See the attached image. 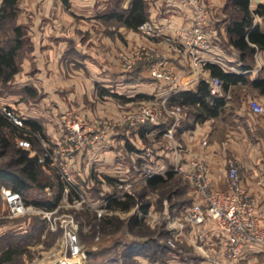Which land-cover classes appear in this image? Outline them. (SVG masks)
I'll list each match as a JSON object with an SVG mask.
<instances>
[{
  "label": "crops",
  "instance_id": "crops-1",
  "mask_svg": "<svg viewBox=\"0 0 264 264\" xmlns=\"http://www.w3.org/2000/svg\"><path fill=\"white\" fill-rule=\"evenodd\" d=\"M143 2L145 20L152 22L160 35L171 34L178 38L180 28L191 22L192 13L182 0ZM203 2L209 11L207 31L213 44L202 52L203 57L207 62L218 59L224 70L241 74L244 79L229 83L226 88L222 83L215 95L224 100L217 115L197 122L192 128H177L178 122L174 129L179 137L175 141L181 145L183 157L197 152L205 159L215 188H225L227 162L234 158L239 165L241 183L256 199L258 223L264 228V113H255L248 105L251 98L264 102V93L251 83L257 76H264V49L257 48L252 59L249 56L241 59L238 49L229 43L226 31L231 19L240 15L236 7L231 0ZM259 3L264 4V0H249L250 10ZM131 4L132 0H18L14 22L22 26V56L19 58L18 52L16 61L19 69L8 83L13 80L28 93L24 100H28L30 106L19 110H25L26 116L37 119L48 139L62 137L61 123L66 116L79 118L92 126L99 119L116 116L124 104L132 105L141 100L135 97L137 93H147L154 96L153 99L158 97L161 100L177 88H194L201 78L211 77L203 66L193 68L187 54L184 59L176 58L172 51L175 46L165 40L163 43L168 47V54H162V60L173 69L178 86L151 76L143 62L129 70L121 65L119 51L144 43V36L139 32L140 24L132 27L112 16L113 12L128 10ZM229 9L235 12L229 14ZM257 16L264 14H253V24L259 23L264 30V24L258 21ZM160 42L158 38L148 39L151 47L158 50ZM111 92L116 95H111ZM13 97L3 100L12 105L18 100ZM183 114L180 120L185 118L186 114ZM150 132L161 135L157 129ZM114 135L110 131L103 140L86 150L88 158L96 161L94 168L103 170L104 176L113 175ZM134 135L141 139L138 132ZM167 145H159L156 150L157 157L152 160L156 169L170 165L166 163L170 160ZM125 149L127 151L128 148L125 146ZM206 231L204 244L196 245L200 254L196 261L190 263L264 262V250L255 243L245 244L239 257L226 259L222 253L224 236L210 220L206 223ZM187 238L196 244L194 229L189 230L188 227ZM181 264H186L185 260Z\"/></svg>",
  "mask_w": 264,
  "mask_h": 264
},
{
  "label": "rangeland",
  "instance_id": "rangeland-1",
  "mask_svg": "<svg viewBox=\"0 0 264 264\" xmlns=\"http://www.w3.org/2000/svg\"><path fill=\"white\" fill-rule=\"evenodd\" d=\"M229 14H233L235 10H228ZM258 17V16H257ZM259 22L264 24V16H260ZM142 35V32L139 30ZM154 36L142 35L144 43L136 47L122 50L129 57L134 56L132 53L137 48H141L145 53V58L137 60L131 67L124 65L118 52V57L125 68H133L136 64L143 62L144 66L149 65L164 57L162 54H168V47L163 41H166V34H159L156 28ZM13 35L12 20L7 19L0 26V38L5 39ZM168 35V34H167ZM156 36V37H155ZM159 39L160 49L151 47L148 43L151 39ZM163 43V44H162ZM152 48L154 49L152 51ZM21 49V48H20ZM173 53L180 54L184 59L185 52L181 46H177ZM19 58L22 56V50L19 51ZM159 53V54H158ZM161 53V54H160ZM179 58V57H177ZM153 60V61H152ZM167 84H170L164 79H160ZM145 81V79H144ZM11 82V81H10ZM178 86V85H176ZM177 88V87H176ZM180 89V88H178ZM16 96L18 100L12 105H8L3 98ZM29 95L23 91L21 85L12 82L0 81V108L4 111V107L9 106L11 114L15 116H26L25 110L20 111V107L30 106L28 100H24ZM154 97V96H152ZM158 99L149 98L141 99L134 102L132 105L124 104L120 107L116 116L107 118L111 122V126L107 135L111 131L116 137L113 141V158L111 159V172H113V181L108 182L104 178V171H99L94 167L96 161L89 159L86 155V150L83 153L77 154L74 161L70 164L71 181L77 188V197L69 199L67 189H64L58 198L57 204L53 209L47 210L40 206L31 203H26L25 200L31 199H55L58 194V179L67 180L61 177L60 167L56 163L45 164V167L40 163V177L43 182L49 185L39 188L32 186L24 194V202L27 211L23 214H11L7 211L4 198L0 193V250L6 246L7 234L9 232L22 233L25 228L32 225L31 232L26 235L19 243L21 247H25V251L18 257V262L14 264H181L184 260L186 264L196 261L200 251L195 244L187 238L188 226L183 222L182 215L186 206L189 195L190 184H185L184 178L178 173H174L173 177L165 184L160 185L156 189L147 187L146 181L140 178L143 175V170L139 165V154L135 150L125 149V141L129 140L130 144L140 150L149 147L152 150L153 157L148 161L152 163L157 157L156 150L159 145L167 144L173 140H177L178 132L173 131V138L169 139L163 133L157 136L155 132H148L145 138H137L134 133L137 128L128 124L121 123L120 118L124 112L136 108L141 102H153ZM20 101V102H19ZM22 101V103H21ZM120 104V103H119ZM167 107H170L167 102ZM23 109V108H22ZM185 109L180 108V114H186ZM24 113V114H22ZM183 114V115H184ZM28 117V116H26ZM75 118V117H72ZM32 134L31 145L29 152H33L39 156H44V146L56 148V141L59 139H48L47 135ZM20 136H13V141L16 145ZM126 151V152H125ZM137 153V155H136ZM10 152L0 157V161L9 159ZM53 157H56L59 162L60 156L57 149L54 151ZM170 161V160H169ZM166 160L167 164H170ZM64 162V160H63ZM153 164V163H152ZM97 172L100 175H97ZM118 179L124 182L136 180L132 184L135 199L137 202L147 199L149 207L144 218V225H135L130 221V214L134 212L133 207L127 212L115 211L121 221L103 224L101 218L97 216V212L102 214L108 212L103 210V206L108 198L120 190L118 187ZM67 182V181H66ZM2 185L0 184V188ZM185 186V187H184ZM144 190V194L142 192ZM108 196V197H109ZM75 227L77 241L79 244V252L71 254L67 247L65 230L69 227ZM27 230V229H26ZM21 235V234H20ZM19 236V235H18ZM156 238L158 242L163 243L169 252L161 255L160 261H150L147 258H142L139 254L138 258L134 255L129 258L124 255L125 246L132 240L143 241L151 237ZM160 251H157V254ZM162 254V253H161ZM44 261V262H42Z\"/></svg>",
  "mask_w": 264,
  "mask_h": 264
},
{
  "label": "built area",
  "instance_id": "built-area-1",
  "mask_svg": "<svg viewBox=\"0 0 264 264\" xmlns=\"http://www.w3.org/2000/svg\"><path fill=\"white\" fill-rule=\"evenodd\" d=\"M192 13L191 22L180 28L179 37L166 34V41L172 43L175 48L181 46L185 54L189 56L190 64L193 68L199 69L207 61L202 52L212 47L209 38L207 25L209 24V11L203 0H182ZM139 30L147 36H154L156 28L149 20H145L139 25ZM154 49L152 48V51ZM134 56L129 57L126 52H120L119 57L124 65L131 67L137 60L145 58L147 51L137 48L132 52ZM159 54V53H158ZM184 54V55H185ZM175 57H181L178 53ZM218 59L215 63L220 64ZM153 61V60H152ZM220 62V63H219ZM221 65V64H220ZM233 69L232 67H230ZM149 74L155 78L164 79L172 86L177 85V78L173 69L165 65L164 61L159 59L152 62L149 67ZM212 95L219 93L223 80L218 76H211L205 79ZM178 89V88H177ZM166 98L161 101L141 102L136 108L124 112L121 115V123L128 124L137 128L144 122L161 123L167 115L173 116V122L162 133L169 139L173 138L175 125L179 122L181 114L180 105L167 107ZM249 108L255 113H264V102L256 98H251L248 102ZM4 112L16 124H21L22 117L11 114L10 110L4 107ZM62 137L56 141V148L44 146V156H39L38 160L45 167V164L56 163L60 167L61 177L66 181H71L70 164L74 161L79 152L88 150L95 143L103 140L111 126L107 119H99L92 126H88L79 118L70 116L62 120ZM150 130H148L149 132ZM18 144L30 148L31 141L26 137H20ZM167 148L170 152V165L168 168L156 169L153 162L148 160L153 157L152 150L147 147L141 149L138 155L139 165L143 170L140 178L146 181L148 176L153 174H163L167 169L180 174L190 184V194L192 203L185 206L182 219L189 230H195V245H203L206 239V223L210 220L214 226L224 236L222 247L223 256L226 259H235L240 256L242 248L247 243H255L264 250V228L258 223V216L255 212V197L250 194L241 183L239 165L234 158H229L226 169V186L219 189L212 185L209 176V166L204 158L197 152L188 156L181 155V145L175 140L168 143ZM60 156L59 162L53 157L54 151ZM34 154V151L31 152ZM64 160V162H63ZM137 182L131 180L124 182L121 179L118 182L120 190L111 197L122 199L127 193L134 194L132 184ZM0 193L4 198L7 211L11 214H23L27 207L21 194L12 190L6 185H2ZM67 247L71 254L79 252L75 227H69L65 230ZM261 264H264L262 262Z\"/></svg>",
  "mask_w": 264,
  "mask_h": 264
},
{
  "label": "trees",
  "instance_id": "trees-1",
  "mask_svg": "<svg viewBox=\"0 0 264 264\" xmlns=\"http://www.w3.org/2000/svg\"><path fill=\"white\" fill-rule=\"evenodd\" d=\"M18 0H2L0 4V26L7 20H12L13 35L11 37L0 38V81L8 82L19 67L16 61V56L23 45L22 39V26L15 24L14 18L17 13ZM239 12V17L232 18L226 27L229 43L240 52L241 59L252 55L257 48L264 49V30L261 29L259 23L253 24V14H264V4L259 3L257 6L250 10L249 0H231ZM143 0H132V4L128 10L121 12H113L114 19L121 20L124 24L137 27L141 24L146 16L143 12ZM245 66V63L243 64ZM203 68L208 69L211 76H218L223 80V87L229 83L237 80H242L244 77L241 74H236L231 71H226L222 66L215 62H206ZM252 85L256 87L261 93H264V76H257L251 81ZM111 95H116L111 92ZM135 97L140 99L153 98L152 95L147 93H137ZM166 102L169 106L180 105L185 109L186 116L180 120L176 127L192 128L197 122L203 121L206 118L218 114L219 107L223 104L222 98H217L210 92L208 82L201 78L194 88L178 89L166 97ZM6 109H10L6 106ZM173 118L167 115L165 120L161 123L155 124L151 122H144L137 128L138 135L141 139L145 138L148 130L157 129V133L161 134L172 122ZM32 134L45 136L41 123L32 117H22L21 124H16L12 119L0 108V157L10 152L9 159L0 161V184H5L12 190L17 191L24 198V194L32 187L37 186L43 188L49 185L43 182L40 177V163L37 154H31L29 149L21 145H16L12 140L13 136L26 137L31 141ZM125 146L130 150L140 152L139 148L130 144L126 139ZM174 175V172L167 169L163 174H153L146 178L147 187L156 189L162 184H165ZM104 178L108 182L113 181L112 176L105 175ZM120 179H118L119 182ZM185 184H189L184 179ZM58 194L55 199H31L25 200L26 203H31L40 206L47 210L53 209L60 197L62 191L67 189L69 199L77 197V186L72 182L58 179ZM185 187V186H184ZM144 194V190L142 195ZM109 196V195H108ZM108 198L103 206V210L107 209L108 212H97V216L101 218L103 224L121 221L119 215L115 211L127 212L133 207L134 212L130 214V221L135 225H144V218L146 211L149 207V201L143 199L137 202L134 194L127 193L124 198L117 199L115 197ZM192 203V196L187 198L186 206ZM27 229V230H26ZM32 225L25 228V232L16 233L9 232L7 234L6 246L0 250V264H14L18 262V257L25 251V247H21V241L26 235L31 232ZM21 234V235H20ZM19 235V236H18ZM30 235V234H29ZM166 245V244H165ZM163 243L157 241L156 238L149 237L143 241L132 240L125 246L124 255L131 258L133 255H143L150 261H160L161 255L169 252L164 249ZM157 251L160 253L157 254ZM162 253V254H161ZM166 253V254H167ZM136 257V256H135Z\"/></svg>",
  "mask_w": 264,
  "mask_h": 264
},
{
  "label": "bare ground",
  "instance_id": "bare-ground-1",
  "mask_svg": "<svg viewBox=\"0 0 264 264\" xmlns=\"http://www.w3.org/2000/svg\"><path fill=\"white\" fill-rule=\"evenodd\" d=\"M42 262H44V261H42Z\"/></svg>",
  "mask_w": 264,
  "mask_h": 264
}]
</instances>
